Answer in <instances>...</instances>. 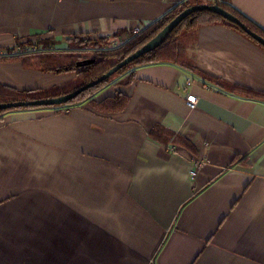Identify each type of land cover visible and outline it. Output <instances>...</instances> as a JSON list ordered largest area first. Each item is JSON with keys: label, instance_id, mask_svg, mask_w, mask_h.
I'll list each match as a JSON object with an SVG mask.
<instances>
[{"label": "crops", "instance_id": "0c3cea01", "mask_svg": "<svg viewBox=\"0 0 264 264\" xmlns=\"http://www.w3.org/2000/svg\"><path fill=\"white\" fill-rule=\"evenodd\" d=\"M182 1L0 0V53L39 34L58 48L79 32L123 39ZM227 1L264 30V0ZM187 34L206 75L264 91L260 45L221 23ZM135 72L96 94L123 90V111L0 120V264H264V101L171 62ZM66 75L0 61V83L20 89L78 82Z\"/></svg>", "mask_w": 264, "mask_h": 264}, {"label": "trees", "instance_id": "16d2710c", "mask_svg": "<svg viewBox=\"0 0 264 264\" xmlns=\"http://www.w3.org/2000/svg\"><path fill=\"white\" fill-rule=\"evenodd\" d=\"M213 2L215 1H182L147 25L140 26L137 30H128L126 37L123 39L120 37L121 33L111 36L98 32H79L72 34L68 38L66 48H58L56 46L58 40L55 35L39 34L28 37L25 41L17 39L16 45L19 46V49L14 52L15 47L7 48L6 54L0 53V61L16 60L20 61L24 67L57 74L73 72L79 76L80 82L67 90L58 87L51 89L41 87L20 89L12 85L0 83V102L56 96L74 90L96 79L117 62L140 48L186 7L200 3L212 4ZM216 2L239 16L249 27L264 36V30L262 28L239 13L227 0H216ZM209 23L228 25L264 49V45L249 35L240 25L225 18L218 12L208 9L198 10L185 17L157 47L127 63L98 84L84 89L73 99L62 104L49 106H19L0 109V120L3 119L5 114L11 111L27 110L37 107H52L55 108L56 112L66 111L69 113L73 107L87 104L95 111L102 113L123 111L130 100L129 94L123 90L118 89L115 94L106 95L99 100L96 98V94L107 86L125 87L130 85L136 77L135 69L137 67L156 62L175 63L196 74L212 79L216 83L224 84L232 92L264 101L263 90H256L238 84L223 83L219 79L206 75L200 70L197 65V46L193 42L192 36L187 33L196 27ZM166 130L163 126L156 125L151 130V134L165 140L166 138L163 132Z\"/></svg>", "mask_w": 264, "mask_h": 264}, {"label": "water", "instance_id": "95a60500", "mask_svg": "<svg viewBox=\"0 0 264 264\" xmlns=\"http://www.w3.org/2000/svg\"><path fill=\"white\" fill-rule=\"evenodd\" d=\"M212 10L215 12H218L225 18L231 20L232 22L240 25L249 35H251L254 39L259 41L264 45V36L260 33L253 30L251 27H249L248 24H246L242 19L231 12L230 10L224 8L221 6L218 2L212 3V4H206V3H200V4H194L186 7L183 9L180 13H178L172 20H170L154 37H152L149 41H147L144 45H142L140 48L135 50L133 53L129 54L119 62H117L114 66H112L109 70H107L105 73L97 77L96 79L83 84L74 90H71L69 92L56 95V96H49V97H43V98H37V99H27V100H16V101H7V102H0V109H8L12 107H19V106H42V105H56V104H62L70 99H73L76 97L81 91L84 89H87L88 87H91L95 84H98L100 81L106 79L109 77L112 73L119 70L121 67L126 65L127 63L131 62L132 60L136 59L137 57L141 56L142 54L154 49L157 47L163 39L188 15L192 14L195 11L198 10Z\"/></svg>", "mask_w": 264, "mask_h": 264}, {"label": "built area", "instance_id": "2783aa9c", "mask_svg": "<svg viewBox=\"0 0 264 264\" xmlns=\"http://www.w3.org/2000/svg\"><path fill=\"white\" fill-rule=\"evenodd\" d=\"M214 1H216V0H214ZM137 29H139L138 27H136L135 28V30H137ZM30 48V47H29ZM28 48V49H29ZM186 101H187V104L190 106V107H192V108H194L195 106H196V104H197V101H198V97H197V95L194 93V92H188L187 94H186ZM195 171V170H194ZM192 172V175L195 173V172Z\"/></svg>", "mask_w": 264, "mask_h": 264}, {"label": "rangeland", "instance_id": "374dc122", "mask_svg": "<svg viewBox=\"0 0 264 264\" xmlns=\"http://www.w3.org/2000/svg\"><path fill=\"white\" fill-rule=\"evenodd\" d=\"M214 1V0H213ZM216 2V1H215ZM215 2H213V3H215ZM67 75H66V77H70V76H72V73H66ZM76 74V73H75ZM77 75V74H76ZM77 80H78V82L76 83V84H78L79 82H80V78H79V76L77 75ZM75 85V84H74ZM58 88H61V89H63V90H67V89H70V88H72V80H71V82L69 83L68 82V84L67 85H65V86H57ZM52 88H55V87H52ZM49 89H51V88H49ZM49 106V105H48ZM63 112V111H62ZM64 113H67L66 111H64Z\"/></svg>", "mask_w": 264, "mask_h": 264}]
</instances>
